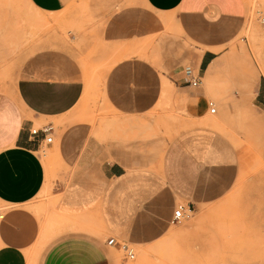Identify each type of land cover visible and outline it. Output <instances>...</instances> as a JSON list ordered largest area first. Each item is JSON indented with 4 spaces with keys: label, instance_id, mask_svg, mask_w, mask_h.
<instances>
[{
    "label": "crops",
    "instance_id": "crops-1",
    "mask_svg": "<svg viewBox=\"0 0 264 264\" xmlns=\"http://www.w3.org/2000/svg\"><path fill=\"white\" fill-rule=\"evenodd\" d=\"M27 1L35 12L56 16L68 10L69 0ZM246 12L244 0H129L106 19L101 39L116 61L137 56L115 62L106 73L105 101L121 120L148 122L153 113L170 110L157 107L162 77L174 86L173 104L200 120L207 112L198 90L202 73L241 29ZM83 17L86 21L84 12ZM170 30L197 44L190 54L200 78L196 88L181 67L166 76L144 52L148 44L162 45ZM46 44L55 48L36 50L22 60L12 70V81L0 79V205L8 208L0 222V264H28L27 259L32 264H115L119 249L109 239L158 238L171 221L176 198L190 208L216 201L231 186L234 165L227 184L216 139L202 137L199 130L166 144L158 174L148 169L155 155L149 143L129 154L95 145L93 129L74 116L84 82L67 52L56 48V38ZM41 123L52 128L51 144L42 135L33 141L29 134ZM43 147L68 170L67 185L56 183L58 203L48 219L31 210L47 179L48 166L38 156ZM41 233L43 244L28 258Z\"/></svg>",
    "mask_w": 264,
    "mask_h": 264
},
{
    "label": "rangeland",
    "instance_id": "rangeland-1",
    "mask_svg": "<svg viewBox=\"0 0 264 264\" xmlns=\"http://www.w3.org/2000/svg\"><path fill=\"white\" fill-rule=\"evenodd\" d=\"M244 2L247 12L241 29L235 30L217 60L204 70L198 88L205 102L214 104L216 113L209 114L207 107L205 116L193 121L189 111L173 104L177 101L174 86L161 77L157 107L170 110L153 113L148 122H131L119 119V114L105 101L102 89L105 91L107 72L120 61L137 55L117 62L101 39L106 19L128 5L129 0H69L68 10L56 16L35 12L27 0H0L1 80L12 81V70L22 60L36 50L55 48L46 42H50V37L52 42L56 38V48L67 52L84 82L85 94L74 116L87 121L93 129L95 145L106 147L108 153L116 149L129 154L137 146L149 143L155 155L148 169L158 174L166 144L199 130L202 137L216 139L225 158L227 184L231 182L234 165L235 179L222 196L208 204L192 205L190 217L180 224L166 222L164 233L158 238H117L134 251L135 258L129 260L121 250H116L115 264H264V0ZM161 41L160 46L155 43L144 48L159 72L171 76L180 67L182 71L187 67L195 69L196 59L190 54L197 44L174 30ZM57 127L55 124L54 128ZM38 156L48 166L47 179L43 191L31 203V210L39 218L48 219L53 218L49 210L58 203L53 196L56 183L67 185L68 170L57 165L45 147ZM186 204L176 198L171 210ZM7 209L0 205V210ZM42 233L28 258L43 244ZM27 262L32 264L31 260Z\"/></svg>",
    "mask_w": 264,
    "mask_h": 264
},
{
    "label": "built area",
    "instance_id": "built-area-1",
    "mask_svg": "<svg viewBox=\"0 0 264 264\" xmlns=\"http://www.w3.org/2000/svg\"><path fill=\"white\" fill-rule=\"evenodd\" d=\"M184 74L188 76L190 79L189 85L192 87H198L200 85V78L198 77V74H194L193 69L187 67L184 69ZM209 114L214 115L216 113V108L212 102L207 103ZM52 132V128L50 126H44L42 128H32L29 131L30 136L32 137V140L35 141L40 135H42V140L45 142V144H51L52 137L49 136V134ZM192 211L188 206L178 205L176 206L172 211V218L171 221L174 224H179L180 222L188 219L190 217V213ZM5 216L4 210H0V222ZM109 245H114L118 247L119 250H121L125 257L129 260L134 259V251L129 248L126 244H120L119 242H114L113 238L108 240Z\"/></svg>",
    "mask_w": 264,
    "mask_h": 264
},
{
    "label": "bare ground",
    "instance_id": "bare-ground-1",
    "mask_svg": "<svg viewBox=\"0 0 264 264\" xmlns=\"http://www.w3.org/2000/svg\"><path fill=\"white\" fill-rule=\"evenodd\" d=\"M215 51H217V50H214V52H215ZM213 65H214V64H213ZM211 67H212V66H211ZM214 68H215V67H214ZM212 70H214V69H212ZM210 71H211V70H210ZM162 84H163V83H162ZM164 84H165V83H164ZM161 86H162V85H161ZM166 86H168V85H166ZM163 87H164V86H163ZM163 87H162V88H163ZM164 88L167 90V87H164ZM168 89L171 90V88H168ZM161 90H162V89H161ZM168 92H170V91H168ZM167 94H169V93H167ZM209 120L211 121V119H209ZM212 124H214V123H212ZM212 124H211V126H213ZM171 223H172V221H171ZM180 223H181V222H180ZM180 223H179V224H180ZM172 224H174V223H172ZM134 258H135V256H134Z\"/></svg>",
    "mask_w": 264,
    "mask_h": 264
}]
</instances>
